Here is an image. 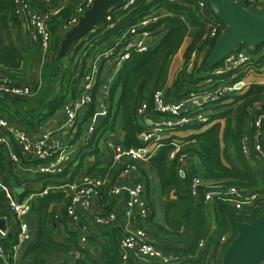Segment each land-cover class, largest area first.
I'll return each instance as SVG.
<instances>
[{
	"label": "built area",
	"instance_id": "1",
	"mask_svg": "<svg viewBox=\"0 0 264 264\" xmlns=\"http://www.w3.org/2000/svg\"><path fill=\"white\" fill-rule=\"evenodd\" d=\"M95 1L74 0L75 6L69 18L61 26L62 32L67 34L77 26ZM191 1L195 2L200 12L205 13L208 10L212 12L206 0ZM246 1L250 7L264 10V0ZM14 2L18 16L28 26L29 41L35 49V69H38V76L28 83H16L15 77L0 62V97L31 100L41 91L42 69L52 56L55 35L50 23L63 12L65 5L51 7V0H14ZM134 2L135 0H126L119 10H128ZM117 11L110 10L105 19L95 24L87 35L96 33L100 29L114 28L116 23L113 14ZM162 18L155 12L143 17L136 24L128 27L113 42H106L104 47L88 60L79 95L61 107L59 125L56 129L58 133L70 132L76 135L82 127L83 132L76 141L77 146L55 139V130H41L35 133L21 125L13 115L11 120L0 113V150L6 149L9 154L10 173L13 177V182H10L6 180L5 173L0 174V193H4L7 198L6 205L9 212L8 216L2 217L8 228L6 232L0 230V264H19L17 251L32 241L29 216H31L34 200L47 195L49 191L64 190L68 200L62 208L54 207V217L56 220L66 217L77 233L81 248H90L92 239L90 240L88 218L102 229L109 228L118 221L116 209L97 211L93 206L95 196L99 195L104 187L109 188V194L114 201L116 200L115 203H119L126 195L123 215L126 223L122 227L118 242L122 264H128L131 256L142 264H187V260L191 259L179 253L163 252L155 245L149 222L153 214V205L147 196L143 182L137 181L128 187L125 183L109 184V179L110 177L121 181L126 179L132 171L137 170L138 163H149L167 140H171L172 145L175 146L170 154L171 160L181 152L178 173L181 177H185L190 160L200 162L194 148L197 143L194 136L204 133L215 124L221 125L222 133L226 119L217 116L233 107L238 97L245 95L253 84L264 87V45L235 50L220 66L209 69L204 74V80H200L195 85L190 84L192 86L188 88L187 93L179 98L170 96L167 91L155 90L151 98L142 101L136 109L142 123V129L138 133L141 145L126 148L112 140L106 141L103 147L106 143L107 148L110 149V155L105 159V149H102L100 145L103 138H100V134H96L97 125L100 122L97 117L101 115L104 119L108 115L111 85L119 70L133 51L143 53L150 49L156 40L151 27ZM101 23L102 25H98ZM209 25L211 29L204 36L205 40L212 41L217 37L219 39L223 30L218 35L217 20L212 19ZM112 58H116V62L109 69H105V64ZM202 64L199 53L193 52L191 59L188 63H183L181 70L197 76V70ZM200 82L202 83L199 84ZM99 84H101L100 90L95 95ZM94 100H96V112L93 118L83 125L84 115ZM263 109L264 101L250 109V113ZM253 115L251 125L256 128L253 139L255 154L252 159L248 158L261 174L260 191H248L239 186L225 187L215 181L193 176L191 179L193 195H197L200 187H205L204 198L211 208L215 203L230 204L236 210L249 213L264 208V113ZM97 140L100 150L103 151L105 159L103 162L106 163L102 167H109L106 175L89 173L84 168L73 181L63 186H49L43 191L37 190L38 193H30L25 199L18 197L17 188L24 192L27 187H33L39 176L62 174L81 153L83 147L88 144L93 146ZM243 142V152L246 156H250L249 138L245 137ZM116 170L118 175L114 176L113 172L115 173ZM17 178L23 182L22 185L15 184ZM208 211L210 219H213L210 209ZM212 222L213 227L214 219ZM13 233H17L18 242L13 246V254L10 256L2 240ZM228 241V236L222 238V252L210 264H222L226 254L224 246ZM198 246V254L204 253L209 246L208 239H201Z\"/></svg>",
	"mask_w": 264,
	"mask_h": 264
},
{
	"label": "trees",
	"instance_id": "2",
	"mask_svg": "<svg viewBox=\"0 0 264 264\" xmlns=\"http://www.w3.org/2000/svg\"><path fill=\"white\" fill-rule=\"evenodd\" d=\"M59 4L65 5V9L53 19L51 25V30L55 35L54 44L52 45L55 57L52 61L46 62L42 69L43 83L40 93L31 100L22 98L8 99L9 103L5 104L1 112L11 120V115H13L15 119L19 120L21 125L31 131L35 132L37 127L47 118L53 116L66 103L78 97L88 60L101 50L106 42H113L128 27L133 26L140 19L151 13L155 12V14L160 16L165 13V17L151 27L156 40L147 52L139 53L133 51L130 58L124 62L119 70L111 85L108 115L97 125L96 134H100V138L106 137L107 141L112 140L126 148L141 145L138 133L142 129V123L138 118L136 109L142 101L149 100L155 90L164 89L171 61L180 51L187 37L191 36L192 42L184 53L185 63H188L191 59L193 52L199 53L201 50H205L207 51V58L202 64L201 72L204 70L202 74L222 64L212 65L209 62L218 37L209 41L205 40L204 36L211 29L209 23L212 19L217 20L219 24L218 35L225 29V25L215 18L210 10L205 13L200 12L195 2L191 0H178L176 2H170L169 0H135L128 10H119L121 6L113 9L118 10L117 13L113 14L116 26L110 29H100L96 33L86 35L78 43L76 42L68 49L69 51L66 54L67 62L64 64L62 59L57 58L61 49V42L64 39L57 36V31L61 28L64 21L69 18L75 2L74 0H51L50 6L55 7ZM40 6H43V4H40ZM40 8L42 9V7ZM0 22L4 33L0 34V62L14 77L16 72L21 70L19 68L21 66L23 68L26 64L27 59L32 57L30 41L28 46L25 42L17 45L12 40V26L14 25L21 31L23 23L16 12L14 0H0ZM98 25H102V23ZM7 38L10 43L7 42ZM72 53H75V55L72 56ZM188 75H186V78L190 77L192 79L196 77L195 74ZM57 78L60 81L58 87L55 86V79ZM100 85L97 86L95 95L100 90ZM181 85L182 78L179 85L180 88ZM177 91H182V89ZM169 95L181 97L184 94L180 92L178 94L170 93ZM33 100H35L34 104H30ZM263 101L264 87L253 84L245 95L238 97L233 107L217 116L226 119L222 133L221 125L215 124L204 133L194 136L197 141L194 148L197 151L200 162L196 163L190 160L193 163L189 164L185 177H181L178 173L181 152L176 158L170 159V154L175 147L172 145L171 140H167L149 161L152 169L158 174L161 192L165 199L164 224L154 225L153 223L155 207L150 190V177L144 170H141L142 175L145 177L143 179L147 180V196L153 205V214L149 221L152 227L151 236L155 245L163 252L179 253L191 258L187 260V264H210L221 254L222 238L224 236L229 238V241L224 246L226 252L227 246L238 235L239 223L250 224L264 215V208L258 211L254 210L251 213L236 210L230 204L215 203L211 208L204 198L205 187H200L197 195H193L191 188V179L196 175L205 180L215 181L225 187L239 186L246 188L248 191H258L260 189L261 174L250 161L255 154L253 139L256 131V128L252 127L251 122L254 119L253 114L264 113V109L262 111L255 110L253 114L250 113V109L255 108ZM95 112L96 100L92 102L84 115L83 125L90 118H93ZM119 123H122L124 137L116 134ZM82 129L81 127L79 133L76 134V141L83 132ZM112 133L113 136H106ZM245 137L249 138L250 156H246L243 152ZM120 138L121 140H119ZM86 156L94 158L96 162L92 168L87 169L89 173L106 175L109 167H102L103 151L100 150L97 140L93 146L88 144L83 147L81 153L66 167L62 174L39 176L33 187H27L24 192L18 193V197L25 199L30 193H38L34 187L37 188L35 185L44 179L48 181L38 191H43L49 185L62 186L63 184L52 182L50 179L63 177L68 170H71L74 164H76L75 169L80 172L85 168ZM248 157H251V159ZM106 158H108L107 153ZM10 164L7 150L1 149L0 174L5 173L6 180L13 182L11 173L7 175V172H10ZM113 175H118V170L115 173L113 172ZM74 178L65 184L73 181ZM22 183L19 178L15 181V184L19 186ZM107 190L109 192L108 187ZM60 191L62 190L49 191L47 195L34 200L32 209L38 201L40 202L39 241L38 243L36 242L37 244L29 243L25 256L32 257L35 264H44L45 256L53 249L59 247V244L51 238V232L48 230L43 217L48 214L49 205L52 202L55 200L58 202L63 198V194ZM6 203L5 194L0 193V215L2 216L9 215ZM208 209H210L214 219L213 227ZM114 231V235L110 234L106 243L103 244L105 253L103 263L89 257L87 261H80L79 264H122L121 253L118 248L122 232ZM203 238L208 239L209 246L204 253L198 254V245ZM2 242L11 256L13 254V246L18 242L17 233H13L10 237L2 240ZM128 264L142 263L131 256Z\"/></svg>",
	"mask_w": 264,
	"mask_h": 264
},
{
	"label": "crops",
	"instance_id": "3",
	"mask_svg": "<svg viewBox=\"0 0 264 264\" xmlns=\"http://www.w3.org/2000/svg\"><path fill=\"white\" fill-rule=\"evenodd\" d=\"M30 1H36V0H30ZM161 16L165 17V13H163ZM52 21L50 23L51 29H52V26H51ZM12 28H13L12 29V40L17 45H19L21 42H25L26 45L28 44V46H29V36H28L27 24H25L24 22L22 23L21 31H19L16 27H14V25L12 26ZM0 34H4L3 28L1 26V22H0ZM57 34H58L57 36L59 38H61V37L64 38L66 35V34H64V32H62L61 28L57 31ZM4 37H5V35H4ZM187 38L192 39L191 36L187 37ZM7 42L10 43L8 41V38H7ZM30 48H32V55H33L32 58L34 59L35 58V49L32 46ZM68 51L69 50L66 51V54ZM184 53L185 52L183 51V46H182L180 51L172 59L170 67H169V71L167 74V77L169 78V82H170V74H172V72H171L172 69L174 71L177 68H179L180 64L184 63V61H185L184 60ZM66 54L61 56L60 52H59V55L57 56V58L63 60L64 64L67 61ZM54 55H55V51L53 52V50H52V56H51L49 62L53 60V58L55 57ZM111 65H113V64H111ZM111 65L109 64V62H107L105 69H109ZM19 69L22 70L23 69L22 66ZM20 71H17L16 74L14 75L16 83H28L29 81L32 80V78L30 79V76L21 78L20 77L21 75H19L21 73ZM59 83H60V81L58 80V78L55 79V86L56 87H58L60 85ZM201 83L202 82H200L199 84H201ZM165 84L167 86V89L169 90L170 88H168V87L171 85V83H168V79H166ZM177 86H178V84L176 83L174 90L180 89L179 86L178 87ZM190 86H192V85H189V87ZM189 87H187L186 89H188ZM186 89L182 90V94L187 93L188 90L186 91ZM168 90H167V92H168ZM7 100L8 99L5 97H3V98L0 97V113L2 112V109L4 108L5 104L9 103ZM1 114H3V113H1ZM60 116H61V113H60V110H58L53 116L47 118L39 127H37L35 133H37L38 131H41V130H50V131L55 130V139H59L60 141L62 140L63 142H69V144L70 145L72 144V146H74V145L77 146L75 134L72 135V133H70V132H66L64 134L56 132V129L58 128V125H59L58 121H59ZM117 129L118 130H117L116 134L124 137V134L122 131V123H119ZM110 135L113 136V133ZM73 136H74V138H73ZM119 140H121V138ZM103 143L104 142L100 143L101 148L105 149V153L110 155V152H109L110 149L107 148L106 143H105V147H103ZM103 161H105L104 157H103ZM94 164H96V162L94 161V158L89 157V161L85 163V169L92 168L94 166ZM103 164L106 165L105 162H103ZM75 166H76V164H74L71 167V170H68V172L63 177L55 178V183L59 182L58 184L65 185L66 182H68L71 179H73L74 177H76L79 170H76ZM137 167H138L137 170L132 171L129 174V176L126 179H124L123 181L116 180L115 178L110 177L109 184L114 183V184L121 185V184L125 183L128 187H130V185H134L137 181H140V182H143L145 184V187H147V180H144L145 177H144V175H142V172H141V170L142 171L144 170L147 173V175L150 177V186H151L150 190H151V194H152V198H153V202H154V207H155L154 208V215H153L154 216L153 217V223H154V225L155 224H157V225L158 224H164L165 223V219H164L165 199H164L162 192H161V183H160L158 174L154 169H152V167L149 163H144V162L138 163ZM8 174H10V172H7V175ZM43 185H44V183L42 184V182H40L37 185H35V186H37V188L36 187H34V188L36 190H40V188H42ZM49 186H52V185H49ZM49 186H47V187H49ZM60 192L63 194V198L58 202H56L57 200L52 202L49 205L48 214L45 217H43L45 224L47 225L48 230L51 232V238L56 243L59 244L58 248L53 249L51 252H49L45 256L44 264H59L61 262L65 263V264H79L80 261H83V262L87 261V258H89V257L96 260V261L103 263L105 260V253H104L103 244L106 243L107 239L110 237V234L115 233L114 230H117L118 233H121L122 227H124V225L126 223V220L123 216L124 215V199L126 198V195L123 197V200H121L119 203L118 202L115 203L116 200L114 201V198L112 196H110L107 188L104 187L102 189L101 193L99 195L95 196V198L93 200V206H94L95 210H97V211H102V210L111 211V210L116 209V212L118 213V221L116 222V224H114L113 226H111L109 228L101 229L94 224V222L91 218H88L87 223L89 224V231L91 234L90 237L92 238V240L90 238V240H91L90 241V248L89 249H83V248H81V246L79 244L77 233L74 232L72 225L70 224L68 219L66 217H64L63 219L56 220V218L54 217V212H53L54 207H55V209L60 208V207L62 208L63 206H65V203L68 200L64 190L60 191ZM53 193H55V192H53ZM39 208H40V202L38 201L36 203L35 207L32 209L31 216H29L30 227H31V231H32V241L29 242L30 244H33L36 242L38 243V241H39V222H40ZM0 216H1L0 218L3 217L2 215H0ZM29 243H27L25 246H22L17 251L16 256H17V259L19 261V264H35V261L32 257H26L25 256L26 251L29 248Z\"/></svg>",
	"mask_w": 264,
	"mask_h": 264
},
{
	"label": "water",
	"instance_id": "4",
	"mask_svg": "<svg viewBox=\"0 0 264 264\" xmlns=\"http://www.w3.org/2000/svg\"><path fill=\"white\" fill-rule=\"evenodd\" d=\"M214 14L224 25L209 58L212 65L222 63L231 53L241 47L264 45V10L250 7L246 0H206ZM126 0H96L93 6L73 27L61 42L60 55L78 43L102 22L110 10L122 6ZM102 116L97 117L101 121ZM131 187V185H130ZM20 194L22 189L17 188ZM7 224L0 218V230L7 231ZM222 264H264V215L253 223H239L238 235L226 251Z\"/></svg>",
	"mask_w": 264,
	"mask_h": 264
},
{
	"label": "rangeland",
	"instance_id": "5",
	"mask_svg": "<svg viewBox=\"0 0 264 264\" xmlns=\"http://www.w3.org/2000/svg\"><path fill=\"white\" fill-rule=\"evenodd\" d=\"M8 41H9V39H8ZM191 42H192V39H190V38H187L185 40L184 45H183V51L184 52L186 51L187 47L190 45ZM69 48H71V47H69ZM74 55H75V53L74 54L72 53V56H74ZM199 55H200V60L204 64L205 59L207 58V51L201 50V52H199ZM32 57H33V55H32ZM32 57H30L29 59H27L26 64L24 65L23 69L20 71L21 73L19 74V75H21L20 76L21 78L29 77L30 76V79L32 78L31 81H33V78L35 80L37 78V76H38V69L37 68L35 69V67H36V59L34 60ZM115 62H116V58H112V59L109 60V64L110 65L113 64V63H115ZM182 66H183V64H180L179 65V68H177L176 70L173 71V69H172V71H171L172 74H170V82H169V78L167 77L168 83H171V85L168 87L170 89L168 90L167 89V86H164V89H163L164 91H167L168 90V92L169 93H172V94H178V93L182 92V91H177L178 89L174 90V87L176 86V83L178 84V86L180 85L181 78H182V85H181V88L180 87L179 88L182 89V90L186 89L190 84L195 85L200 80H204L203 77L205 75L204 74H201V70H202L203 65L200 67V70L197 71V76L195 78H192V79H190V77L189 78H186V75L187 76H189V75L187 73L185 74L184 70H181ZM31 81H29V82H31ZM193 88H195V87H193ZM187 90L188 89H186V91ZM175 98H179V97H175ZM34 101L35 100L31 101L30 104H34ZM106 136H111V135L110 134H107ZM106 141H107V138L106 137L103 138V142H106ZM88 161H89V156H86V162H88ZM189 163L191 165V163H193V162H189ZM47 181L48 180H46V179L42 180V184L45 183V182H47ZM50 181L55 182V179L52 178V179H50ZM212 220L213 219H211V224L213 225Z\"/></svg>",
	"mask_w": 264,
	"mask_h": 264
}]
</instances>
